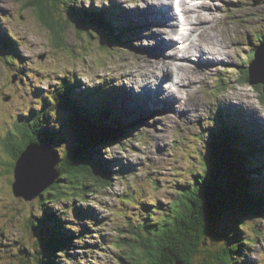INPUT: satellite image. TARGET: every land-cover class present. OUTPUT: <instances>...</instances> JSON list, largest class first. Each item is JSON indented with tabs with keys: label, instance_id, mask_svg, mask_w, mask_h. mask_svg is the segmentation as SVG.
I'll use <instances>...</instances> for the list:
<instances>
[{
	"label": "rangeland",
	"instance_id": "1",
	"mask_svg": "<svg viewBox=\"0 0 264 264\" xmlns=\"http://www.w3.org/2000/svg\"><path fill=\"white\" fill-rule=\"evenodd\" d=\"M76 1L80 6L92 4L95 9H103L104 14L110 13L108 17L117 14L119 22H122L119 28L128 21L127 26L135 27L129 30L134 32L131 43L126 47L103 49L98 45L101 38H90L78 29L71 27L59 34L50 31L34 8L26 6L25 0H0V31L16 39L21 53V59H15L16 62L10 58L0 59V137L17 121V116L29 117L31 112L41 111L53 89L62 85L64 78L78 84L75 94L88 97H93L101 86L103 89L112 88L110 98L103 96L98 100L107 103L116 96L117 103L114 104L128 131L120 143L106 144L99 153L114 174V184L104 189L97 188V193L89 195V201L69 195L51 203L50 208L61 214L60 231L63 229L71 239L67 249L55 255L57 262L126 264L124 252L130 250L128 241H133L131 237L140 231L141 223L145 220L158 223L163 215L161 209L170 208L181 185L199 178L193 172L202 170L205 164L204 155L210 135L220 128L217 118L220 109L224 108L227 122L234 126L238 123L245 137H255L264 151V83L256 86L251 79L248 82L241 79L247 67L260 71L252 62L254 49L264 44V0H210L213 7L201 6L192 17L188 4L183 5V0L174 2L182 4L177 13L179 18L175 19L177 26L178 19L188 20L186 17L192 18L191 23H198L191 25L190 31V24L186 30L184 25L179 29L190 32L185 35L188 40L180 39L184 43L183 48L187 44L192 46L196 42L212 41L216 34L218 39L226 42V46L229 42L224 38L231 40V59L219 60L217 68L214 66L209 72L195 63L196 56L192 60L173 59L178 54L172 52L173 45L165 48L171 55L162 58L164 53L151 37L152 32L162 25L153 30L155 25L148 26L145 22L147 17L156 18V10L151 12L148 7L157 4L158 0ZM144 11L147 14L144 15ZM160 34L171 41L166 30L160 29ZM180 44L183 46L182 42ZM190 52L192 47L189 55ZM166 60L193 65L180 72L175 82L174 70L162 69L163 63L151 67V61ZM150 68L162 78L165 74L166 84L170 87L169 92L162 96L166 99L164 105L160 99L158 104L153 103L152 98L147 101L139 96L143 86L141 80L150 73ZM256 78L264 79V75ZM139 80L140 84H136L135 81ZM150 84L154 89L156 85ZM177 85L179 87L175 90L173 86ZM238 95L247 103L241 102L239 106L232 100L231 97ZM250 103L257 107L256 111H248ZM51 120L46 128L58 130L61 124L66 126V117L61 111ZM69 130L64 134L65 141L72 144L75 137L71 127ZM1 148L0 145V264H39L36 241L40 235L28 227L27 221L35 223L38 217L41 219V196L32 201L14 196V173L2 165L11 158ZM261 154L258 162L264 164ZM254 169L253 174L258 175L256 171L260 168ZM248 220L255 225L247 230L248 247L243 244L242 251L234 257L236 263L231 264H264V220L253 217H248ZM228 221L229 218H225L220 225ZM260 224L262 228L257 226ZM124 239L127 243H123ZM220 245H226L224 240L205 245L202 257L210 255L207 258L214 260ZM197 261L209 262L202 258ZM218 262L216 260L215 263Z\"/></svg>",
	"mask_w": 264,
	"mask_h": 264
},
{
	"label": "trees",
	"instance_id": "2",
	"mask_svg": "<svg viewBox=\"0 0 264 264\" xmlns=\"http://www.w3.org/2000/svg\"><path fill=\"white\" fill-rule=\"evenodd\" d=\"M25 3L34 8L50 31L59 34L71 27L78 29L90 38H101L98 45L103 49L126 47L131 43L134 32L129 31L128 21L119 28L122 22L117 14L108 17L109 12L104 14L103 9H95L92 4L80 6L76 0H25ZM254 51L255 57L257 49ZM7 58L16 62L15 59H21V53L16 39L0 31V59ZM241 79L250 80L248 68ZM76 86L75 80L64 78L62 85L53 89L41 111L31 112L29 117L17 116L13 127L6 129L7 132L0 137V145L11 158L2 165L8 166L7 170L12 174L21 152L30 143H50L58 155L60 176L40 195L41 219L38 217L35 223L27 221L28 227L40 235L36 241L39 264H61L55 255L64 252L71 242L64 230L60 231L61 214L50 208V204L69 195L89 201V195L97 193V188L111 187L114 174L99 153L106 144H118L128 135L115 106L116 96L107 103L98 100L103 96L110 98L111 87L103 89L101 86L93 97H88L75 94ZM59 111L66 117V126L61 124L58 130L46 128ZM225 113L224 108L218 112L221 129L210 135L202 170L193 172L199 178L181 185L170 208L161 209L163 215L158 223L146 220L141 223L140 231L131 237L133 241H128L130 250L124 252L128 264H176L177 260L198 264L199 258L209 261L200 264H217L216 260L219 264H231L236 263L234 257L243 244L248 247L247 230L255 226L248 217L264 220V186H261L264 185V170L261 168L264 166L257 158L261 147L255 137H245L238 123L234 126L227 122ZM70 127L75 137L72 144L65 141L64 135L71 131ZM254 168H260L256 171L258 175L253 174ZM225 218L229 221L220 225ZM257 226L262 228V224ZM222 240L226 245H220L215 257L212 255L214 260L207 258L210 255L202 257L205 245L221 243ZM123 243L127 240L124 239Z\"/></svg>",
	"mask_w": 264,
	"mask_h": 264
},
{
	"label": "bare ground",
	"instance_id": "3",
	"mask_svg": "<svg viewBox=\"0 0 264 264\" xmlns=\"http://www.w3.org/2000/svg\"><path fill=\"white\" fill-rule=\"evenodd\" d=\"M172 1V0H171ZM242 1V0H241ZM153 2V1H152ZM157 3V2H155ZM180 3V0L179 2ZM183 5H186L188 4V9H189V13L192 17V15H195V13L197 12V9L200 8L201 6L205 7V6H210V7H213V4L212 1L210 0H204L202 2V0H198L197 1H193V0H183ZM173 5H174V2H161L160 0H158V3L157 4H154L153 6L150 5L148 8L149 10L152 11H155V16L156 18H153V17H147L145 18V22L148 24V26H152V25H155L152 29H156L158 26H161V27H158L157 28V31L156 32H152V38L157 41V45L160 47L161 51L164 52L165 51V48L166 46H172L174 44V40L176 39L175 36L177 34H179L180 30L178 29L179 25L177 26V23L175 22L178 18V14L177 12L175 11V8H173ZM182 5V4H180ZM179 5V6H180ZM217 5V4H216ZM218 6V5H217ZM227 8V7H226ZM225 8V9H226ZM180 10V8H179ZM144 15L147 14L146 11H144ZM201 12V11H200ZM224 13V12H223ZM188 14V13H187ZM143 15V13H142ZM189 19V17H186ZM217 18V17H216ZM206 19H209V18H206ZM190 21L192 22V18H190ZM198 23L196 22H193L191 23L190 25H196ZM185 27V26H184ZM128 28L130 30H132V27L131 26H128ZM160 29H163V30H166L168 33H169V37L171 39V41H167L165 40V38L163 37L162 34H160ZM190 30H191V27H190ZM199 30V29H198ZM206 31V30H205ZM214 31V29H213ZM196 32V31H195ZM145 34V33H144ZM201 35V34H200ZM217 35V34H216ZM214 35L212 41L209 40L208 42L206 43H202L201 42H196L194 45H186L184 50H182V54H176V56L173 58V59H176V58H188L189 60H192L193 57H197L195 61L196 64H198L199 66L201 65V69L203 71L206 72H209V70H212L214 66H216L219 62V60H226V59H231L230 58V52H231V40H227L224 38V40L228 41L229 43L227 44V46L225 45L226 42L223 41V39H218L217 36ZM194 36V35H193ZM203 36V35H201ZM148 38V37H147ZM180 38L183 39V40H188L187 36L184 35V33H181L180 34ZM205 38V37H204ZM263 38V37H262ZM191 39V38H190ZM198 39V38H197ZM155 43V42H154ZM192 47V52H190L191 54L189 55L188 54V51L191 49ZM158 51V50H157ZM167 50L164 52V54L162 55V58H167L169 56V53L167 55ZM171 53V52H170ZM225 57V58H224ZM161 68L162 69H165V68H168V69H172L174 70V76H175V82H176V78L179 76L180 72H184L186 71V68H190L191 65L193 64H190V65H182V63H178V62H175V63H169L166 61H163V62H157V61H151V67H154L155 64H161ZM256 64L257 68L260 70H256L255 68H252V67H247L249 70H250V79L252 81V73H253V77L256 79V80H260V78H256V76H262L264 75V59H262V61L258 58H255L254 57V60L252 62V64ZM205 66V67H204ZM221 67V66H220ZM194 68V67H193ZM217 68V66H216ZM198 69V68H197ZM195 70V69H194ZM193 70V71H194ZM217 70V69H216ZM192 72V71H191ZM200 72V71H199ZM189 73V72H188ZM212 73V72H211ZM194 74V73H193ZM196 74V73H195ZM194 74V75H195ZM183 75V74H182ZM185 75V74H184ZM192 75V74H191ZM187 76V75H186ZM197 77V76H195ZM207 77V75H206ZM103 79V78H101ZM196 79V78H194ZM147 80V81H146ZM188 80V79H187ZM143 82V86L142 88H140L141 90V96H146V97H149L151 99V96L153 97V100H159L163 95L167 94L169 92V86L166 84V81L165 79H163L161 77V75H157L155 73V71L153 69L150 68V73H148L147 75L144 76V79L141 80ZM146 81V83H144ZM151 82H153L156 86L151 88ZM189 82V81H188ZM136 84H140V80L137 82L135 81ZM185 83V82H184ZM264 83V82H263ZM176 84V83H175ZM174 84V85H175ZM153 85V84H152ZM180 85V84H179ZM179 85H177V87L175 88V90L179 87ZM140 86V85H139ZM73 90V89H72ZM173 90V89H172ZM174 90V91H175ZM180 91V89H179ZM239 91V90H238ZM138 92V91H137ZM176 92V91H175ZM189 92V91H188ZM182 93V91H181ZM177 94V93H176ZM174 94V95H176ZM180 94V93H179ZM183 94V93H182ZM186 94V93H184ZM197 94V93H196ZM128 96V95H127ZM173 96V95H172ZM136 97V96H135ZM179 97V96H178ZM245 97V96H244ZM195 98V97H194ZM233 101H235L237 104H239V106L241 105V102H246L244 98H240L239 95L236 96V97H231ZM142 99V98H141ZM182 99H185L184 97ZM196 99V98H195ZM230 99V98H229ZM237 99V100H236ZM241 99V100H240ZM188 100V99H187ZM186 100V101H187ZM190 100H191V97H190ZM189 100V101H190ZM148 101V100H147ZM179 101V100H178ZM185 101V100H184ZM146 102V100H145ZM191 102V101H190ZM184 103V102H183ZM186 103V102H185ZM247 103V102H246ZM159 104V103H158ZM193 104V103H192ZM196 104V103H195ZM183 105V104H182ZM185 105V104H184ZM190 105V104H188ZM187 105V106H188ZM249 105V104H248ZM133 106V105H132ZM180 106V105H179ZM186 106V105H185ZM247 106V105H246ZM257 106V105H256ZM189 107V106H188ZM129 108V107H128ZM256 108L252 103H250V106L248 108V111L249 110H252V111H256ZM244 109V108H243ZM188 110V109H187ZM186 110V111H187ZM192 110V109H191ZM197 111V110H196ZM195 111V112H196ZM194 112V113H195ZM193 113V114H194ZM192 115V114H191ZM260 115V113H259ZM220 125H221V121H220ZM221 128H219L220 130Z\"/></svg>",
	"mask_w": 264,
	"mask_h": 264
},
{
	"label": "water",
	"instance_id": "4",
	"mask_svg": "<svg viewBox=\"0 0 264 264\" xmlns=\"http://www.w3.org/2000/svg\"><path fill=\"white\" fill-rule=\"evenodd\" d=\"M255 58L264 59V47H259ZM264 79L255 80L252 73V83L258 84ZM58 155L50 143H30L23 150L14 168L12 190L16 197L32 201L50 188L59 178L57 169ZM176 264H187L177 260Z\"/></svg>",
	"mask_w": 264,
	"mask_h": 264
}]
</instances>
